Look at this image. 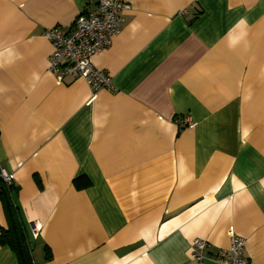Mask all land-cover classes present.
<instances>
[{"label": "crops", "instance_id": "obj_1", "mask_svg": "<svg viewBox=\"0 0 264 264\" xmlns=\"http://www.w3.org/2000/svg\"><path fill=\"white\" fill-rule=\"evenodd\" d=\"M126 1L93 94L43 32L98 0H0V166L33 264H220L190 243L215 255L229 227L264 264V0Z\"/></svg>", "mask_w": 264, "mask_h": 264}, {"label": "built area", "instance_id": "obj_2", "mask_svg": "<svg viewBox=\"0 0 264 264\" xmlns=\"http://www.w3.org/2000/svg\"><path fill=\"white\" fill-rule=\"evenodd\" d=\"M131 8L126 0H98L96 9L82 11L68 31L59 26L46 28L43 35L52 43L48 68L58 82L66 77L84 79L94 94L98 89L111 86L110 76L93 65V57L106 47L122 25L124 14ZM185 126L193 125L189 116L182 120ZM0 176L6 185L12 184L11 175L0 166ZM41 225L33 222L31 234L36 238ZM229 243L212 256L206 252L209 242L194 238L190 243L192 258L201 261L212 259L220 264H250L245 256V239L233 227L227 230Z\"/></svg>", "mask_w": 264, "mask_h": 264}, {"label": "trees", "instance_id": "obj_3", "mask_svg": "<svg viewBox=\"0 0 264 264\" xmlns=\"http://www.w3.org/2000/svg\"><path fill=\"white\" fill-rule=\"evenodd\" d=\"M12 190L13 182L11 185H6L0 176V200L4 202L8 214V226L1 229L0 243L7 244L16 251L20 264H33L26 233L11 202Z\"/></svg>", "mask_w": 264, "mask_h": 264}]
</instances>
